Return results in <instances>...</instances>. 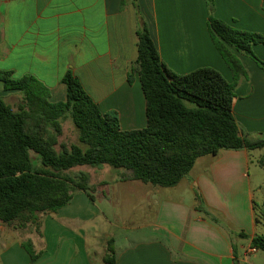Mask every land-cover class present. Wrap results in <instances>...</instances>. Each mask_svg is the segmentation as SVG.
<instances>
[{"label": "crops", "instance_id": "0c3cea01", "mask_svg": "<svg viewBox=\"0 0 264 264\" xmlns=\"http://www.w3.org/2000/svg\"><path fill=\"white\" fill-rule=\"evenodd\" d=\"M211 16L264 36V0H0V70L15 79L34 77L49 90L51 103L65 101L62 80L71 73L102 113H118L121 129H142L145 96L139 75L129 83L128 74L138 57L137 32L146 26L175 74L200 68L220 72L234 86L233 113L242 132L249 138L264 135V71L228 47L245 70L236 77L209 31ZM253 51L264 61V46L254 45ZM0 91L4 100L19 104L22 99L4 85ZM250 155L222 150L199 158L175 187L149 185L152 220L123 238L91 225L102 216L113 218L109 191L139 182L120 181L118 173L100 181L105 189L94 193V203L79 191L54 217L45 216L40 234L34 225L16 230L0 221V264H30L22 246L27 239L43 251L35 264H106L110 239L115 264H264L256 259L259 251L247 254L251 239L264 232L255 223Z\"/></svg>", "mask_w": 264, "mask_h": 264}, {"label": "trees", "instance_id": "16d2710c", "mask_svg": "<svg viewBox=\"0 0 264 264\" xmlns=\"http://www.w3.org/2000/svg\"><path fill=\"white\" fill-rule=\"evenodd\" d=\"M209 31L218 51L236 77L245 74L232 47L264 71V61L253 51L264 46V36L235 29L214 17ZM138 57L128 74L140 77L146 100L147 125L123 130L115 111L102 113L79 79L63 77L66 99L51 103L49 90L32 76L15 79L1 72L5 91H18L16 108L0 97V221L16 230L34 225L40 234L43 218L70 204L76 192L95 201V188L86 172L70 175L77 166L118 170L120 181H140L157 187L177 186L197 160L222 150L264 149V135L249 138L235 119L234 86L213 68L178 75L162 61L149 30L137 32ZM71 119L80 144H65L62 121ZM36 155V159L33 157ZM264 166V156L260 159ZM198 201L202 196L197 194ZM255 223L264 227V201L254 203ZM242 237L248 238L245 233ZM23 248L35 264L43 251L30 239ZM251 248L264 252V234L251 239ZM106 264H115L114 239L107 244ZM235 264H240L235 261Z\"/></svg>", "mask_w": 264, "mask_h": 264}, {"label": "rangeland", "instance_id": "374dc122", "mask_svg": "<svg viewBox=\"0 0 264 264\" xmlns=\"http://www.w3.org/2000/svg\"><path fill=\"white\" fill-rule=\"evenodd\" d=\"M1 73V70H0ZM3 87V83L0 81V89ZM8 95H14L10 93ZM0 96H4L2 91H0ZM236 96V95H235ZM6 100V99H5ZM13 108L18 106L14 100L9 101ZM15 106H14V105ZM62 125L64 127V134L60 137V141L65 144H80L79 143V132L77 127L75 126L74 122L69 118L67 120L62 121ZM264 156V149L261 150H254L251 151L250 155V165H249V174L253 181V188L255 191V203L261 205L264 201V166L260 164V159ZM33 157L36 159V155L33 153ZM105 171L111 172H101L96 169H92L91 166H77L74 167L69 174L75 175L78 172H86L89 173L91 176L90 185L95 188V190L101 192L105 189V186L101 184V180H104L106 177L107 179L116 178L118 170L112 168L108 165L102 166ZM105 175V176H104ZM157 187L152 184H146L143 182H138L133 186L128 185L124 186L117 192L116 190L109 191V203L110 206L113 208V218L111 221H105L103 216L98 221L92 223L91 225L94 226V229L99 230L100 233H103L105 230H109L113 236L124 237L125 235L133 232V231H141L144 229L146 224H149L152 220L153 216V202L149 198L148 187ZM107 189V188H106ZM97 191V192H98ZM97 197V196H96ZM98 199V198H97ZM100 200V199H98ZM94 203V201H91ZM57 214V213H56ZM56 214H51L54 217ZM101 221L105 222V225H100L99 227L96 226V223L99 224ZM9 227V226H7ZM13 228V227H9ZM14 229V228H13ZM26 229V228H25ZM31 229L26 230V233L29 232ZM261 230H264V227H260ZM36 231V229H35ZM264 234V232H261ZM238 240V238H237ZM252 256V255H251ZM260 263H264V252L259 251L256 258ZM254 261V259L252 258ZM256 261V263H258Z\"/></svg>", "mask_w": 264, "mask_h": 264}, {"label": "built area", "instance_id": "2783aa9c", "mask_svg": "<svg viewBox=\"0 0 264 264\" xmlns=\"http://www.w3.org/2000/svg\"><path fill=\"white\" fill-rule=\"evenodd\" d=\"M257 252H258L257 249H255V248H250L249 251L247 252V254L250 255V254H255V253H257Z\"/></svg>", "mask_w": 264, "mask_h": 264}]
</instances>
